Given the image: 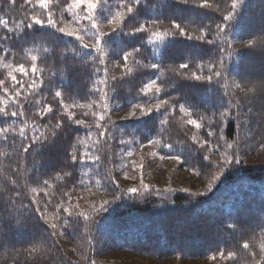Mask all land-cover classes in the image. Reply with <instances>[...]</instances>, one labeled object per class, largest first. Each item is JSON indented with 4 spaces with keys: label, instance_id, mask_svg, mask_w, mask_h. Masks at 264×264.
<instances>
[{
    "label": "trees",
    "instance_id": "1",
    "mask_svg": "<svg viewBox=\"0 0 264 264\" xmlns=\"http://www.w3.org/2000/svg\"><path fill=\"white\" fill-rule=\"evenodd\" d=\"M127 2L107 0L96 11L97 29L109 33L98 41L86 5L0 0V37H8L0 40V108L9 112L0 115L8 129L7 141L0 137V264H102L101 253L117 250L172 264H256L264 256V0H242L230 21L223 17L233 0H140L132 15L120 7ZM118 12L124 19L109 23ZM138 25L146 31L131 33ZM166 29L175 34L154 35ZM225 40L245 44L229 49ZM125 51L133 53L126 65ZM221 58L218 79L209 69ZM153 80L160 93L140 92ZM249 88L256 91L246 96ZM133 104L153 112L133 117ZM179 169L198 182L175 181Z\"/></svg>",
    "mask_w": 264,
    "mask_h": 264
},
{
    "label": "snow or ice",
    "instance_id": "2",
    "mask_svg": "<svg viewBox=\"0 0 264 264\" xmlns=\"http://www.w3.org/2000/svg\"><path fill=\"white\" fill-rule=\"evenodd\" d=\"M12 2L14 3V0H12ZM107 2V0H74V4L72 6H70L69 10H71V7H76V8H79L81 7V5H86L87 7V15H86V18L90 21L91 23V28L92 29H97V24L99 22L97 16L95 15L96 11L101 8L105 3ZM185 2H187V0H185ZM242 2V0H233L232 4H231V10L228 12L227 15H225L223 17V20L224 21H230L234 14L236 13V9L238 8V6L240 5V3ZM40 3L42 5V7L44 8H47L48 7V4H49V0H40ZM140 5V0H128L127 3H124V4H121L120 7H123L124 9H126V13L127 14H130L132 15L135 11V8L138 7ZM202 7H205V6H208L207 5V0H205V3L201 5ZM75 14V13H74ZM125 17V13L123 12H118L116 14V16L112 17V19L109 21V23H117L119 21H122ZM32 21L35 25H42L43 24V21L40 19V18H37L35 16L32 17ZM24 22L21 21V24H23ZM33 23H28L26 25L27 28H31L33 27ZM53 20L51 18V13H49V17H48V24L49 25H53ZM0 24H3L5 26V28H7V22L6 21H3V20H0ZM217 30L218 32H221V31H224V29L220 26V25H217ZM17 28H20V25H17ZM172 28L173 29H176L178 30L179 34L180 35H187L185 29L179 24V23H176V22H173L172 23ZM8 31L9 32H12L14 31L12 28H8ZM60 32H64V29L63 28H60L59 29ZM146 29L144 27V25H138V26H134L133 29L130 31L131 33L135 34V33H143L145 32ZM109 33H105V32H101L97 29V31L94 33V36L96 37V39L98 41H102L104 39V37L106 35H108ZM175 33H172V32H169L167 29L163 32V33H154V35L158 36V37H162V36H169V35H174ZM68 35H72V33H68ZM206 34H202L201 36L197 37L198 39L200 40H203L204 39V36ZM189 39H191L192 37L189 36L188 37ZM8 37L7 36H4V37H0V40H7ZM209 43H213L212 40H209L208 41ZM225 43L227 44V47L229 49H231L232 47V44L231 42L225 40ZM255 44L253 41H249L248 44H247V47H254ZM85 48H87L88 46L87 45H84ZM98 47V45H97ZM100 51H102V49H99ZM140 49L139 48H133V52L135 53H139ZM221 51L223 52L224 49H221ZM133 53L132 52H127L125 51L123 53V62L125 63L126 65V62L127 60L129 59V56H131ZM229 55H232L231 52H229ZM36 57H33V60H35ZM103 62V61H101ZM151 67L153 69H158L159 66L155 63H153L151 65ZM179 67L181 69H186L189 67L188 64L186 63H181L179 65ZM210 71H213V74L216 78L220 79L222 78V73L224 72V61L223 59L221 58L220 61H219V69H216V66L215 65H212L209 69ZM21 71H23V66H21ZM33 71H35V67L33 68ZM128 73H131L132 69L131 68H128L127 69ZM192 78L194 80H201V79H204V77H202L201 75H197L196 73H193L192 74ZM13 80H15V77L13 76L12 77ZM207 81L208 82H211L212 79H213V76H207L206 77ZM235 87L237 89H240L241 91H244V88L241 84L239 83H236L235 84ZM260 88L261 89H264V82H262L260 84ZM155 91V93H160L161 92V87L157 86V81L156 80H153L151 81L149 84H146L143 88L140 89V92L142 93H146V92H151V91ZM256 91L255 88H249L247 89V93H246V96L248 95V93H254ZM54 96L55 97H60L61 96V92L60 91H56L54 93ZM231 103V102H230ZM169 104V101L168 100H163V101H160L158 103H156L153 107L155 108L156 111H159L162 107L166 106ZM237 106H239V102H237ZM132 107L136 110V111H133L132 113H130L131 116L135 117L136 114H137V111L139 112L140 114V117H144V116H147L149 115L150 113L153 112V108H145V106H143L142 104H133ZM174 107V106H173ZM179 110L181 113H184L188 118V121L187 123L188 124H191V125H194L195 127L199 128L201 125L197 122V120L195 119H192L191 116H192V113L185 107L184 104H180L179 105ZM46 112H51L52 111V108L51 106H49L46 110ZM0 115H3V116H8L9 115V112L6 111L4 108H0ZM17 115V112L13 111L11 112V116L15 117ZM220 118L223 119L225 118L226 116H229V113L228 112H221L220 114ZM68 119H73V114L72 113H68ZM201 119H203V117H201ZM77 124H81L83 123L82 120H76L75 121ZM167 121H163L162 123H166ZM63 127V121H59L56 123L55 125V128L56 129H60ZM8 132V129L7 128H0V137H2V139L4 141H7L8 139V136L6 135V133ZM55 133H53L54 135ZM21 135L23 136V132H21ZM209 135H212L211 132H209ZM196 138L193 137V140H195ZM36 141L34 140L33 143H35ZM24 151L27 152L28 151V148H24ZM71 159L73 161H76L77 159V156L75 154V152H73L71 154ZM205 159H208V157H205ZM224 163L225 164H230L232 163V161H229L227 158H225L224 160ZM235 163L239 164L241 163V161L239 160H235ZM219 167V165H218ZM217 177H213V179H216ZM13 183H15V181H13ZM45 183H47V181H45ZM145 188H147V185H144ZM129 192H132V193H135L137 191L136 188H130L128 189ZM108 202L105 201V205L107 204ZM102 207H104V205H102ZM64 211H68L67 209H64ZM69 215H71V213H69ZM81 215H83L81 213ZM85 219H87V217L85 216L84 217ZM51 227L55 228L56 225L55 224H52ZM229 227H233L232 225H229ZM250 247V245L248 243H244L243 244V248L244 249H248ZM35 249H33L34 251ZM261 251L264 252V245L261 246ZM221 255H223V253H221ZM231 256V254H229ZM252 255L255 257L256 256V253H252ZM212 259H215V257H212ZM256 264H264V256H262L260 258V260H258L256 262Z\"/></svg>",
    "mask_w": 264,
    "mask_h": 264
},
{
    "label": "rangeland",
    "instance_id": "3",
    "mask_svg": "<svg viewBox=\"0 0 264 264\" xmlns=\"http://www.w3.org/2000/svg\"><path fill=\"white\" fill-rule=\"evenodd\" d=\"M245 43L240 41V42H236V41H232V45L234 48L238 49L240 48L242 45H244ZM123 113H128V110L122 111L120 112L119 115H122ZM247 161L250 162H257L256 159H253V157L249 158ZM182 170H177V179H175V181H178L183 179V181H185V183H196L198 181L194 180V177L190 174H187V176H184L185 178H179ZM189 181V182H188ZM196 181V182H195ZM199 184V183H197ZM64 243H66V240H64ZM99 263L105 264L104 262H108V263H114V264H169L170 261H165V260H157L154 258H150V257H146V256H142V255H137L134 253H130L127 251H121V250H117L114 252H109V253H101L100 256L98 257ZM173 262H171L170 264H172ZM178 264H202L199 263L197 261H192V260H183Z\"/></svg>",
    "mask_w": 264,
    "mask_h": 264
}]
</instances>
